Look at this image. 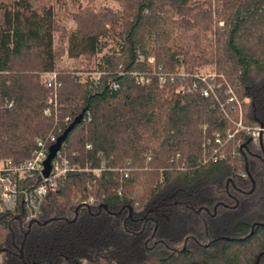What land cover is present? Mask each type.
Instances as JSON below:
<instances>
[{"label":"trees","instance_id":"obj_1","mask_svg":"<svg viewBox=\"0 0 264 264\" xmlns=\"http://www.w3.org/2000/svg\"><path fill=\"white\" fill-rule=\"evenodd\" d=\"M114 1L0 0V162L47 154L82 113L55 153L75 169L39 200V172L0 199V264H264V130L224 136L238 111L264 128V0ZM80 57L97 79L75 75ZM206 65L248 102L225 114L175 77L157 83V67Z\"/></svg>","mask_w":264,"mask_h":264},{"label":"built area","instance_id":"obj_2","mask_svg":"<svg viewBox=\"0 0 264 264\" xmlns=\"http://www.w3.org/2000/svg\"><path fill=\"white\" fill-rule=\"evenodd\" d=\"M146 61L151 63L153 62V57L148 56ZM99 72L96 71H76L75 75L80 77H85L89 79H97L99 76ZM155 74L157 77L158 85H162L165 82L166 78H169L170 81L173 78H177L180 83L176 87V92H182L184 90H193L197 91L203 97H211L217 103L219 108L225 113L223 109V105L226 103H234L237 107L240 103H247L248 98L243 97L241 101L236 98L233 93L232 88L228 85L226 80L222 75L216 73L215 71L203 72L200 70H196L192 74L187 75L182 70L178 71L172 75H166L160 73L159 67L156 68ZM136 80L140 84H145L149 82V76L144 73H136L133 72ZM55 73H45L43 74L44 82L49 85L51 80L54 78ZM190 76L191 82L189 85H183L181 82L185 79V77ZM112 87H115L114 84H111ZM224 97L223 101L220 100V97ZM51 99H47V103H50ZM44 113L48 114L49 111L44 109ZM226 114V113H225ZM238 120L234 123V128L232 131L230 129H226L224 132V136L226 139L230 138L233 133L238 130H242L247 133L253 143L258 142L259 135L264 128L262 126H254V127H246L241 125L240 123V111H238ZM221 136L218 133L214 134L213 142L217 145L221 143ZM39 145V142H37ZM212 161L223 157L222 149H213ZM46 156V153L40 148H36L33 150L31 156L19 163H11L10 161H4L0 164V199L2 202H8L11 200L13 195L17 191V183L18 180L23 177H29L34 172H39L41 174V170L43 168L42 162ZM75 168L70 166L67 161L59 157V155H55L50 161V170L46 177L41 175V181L37 185L36 189L32 193V197L36 200H39L43 195H45L48 191H53L56 188L57 180L61 178L67 171H73Z\"/></svg>","mask_w":264,"mask_h":264},{"label":"rangeland","instance_id":"obj_3","mask_svg":"<svg viewBox=\"0 0 264 264\" xmlns=\"http://www.w3.org/2000/svg\"><path fill=\"white\" fill-rule=\"evenodd\" d=\"M79 1L83 5V4H86L89 0H79ZM88 3L91 4L95 8H99V7H109L111 9H115V10L119 9L118 4L114 0H91ZM53 5H54V10H55L56 17L60 21L65 22V20L67 18H65L66 17V14L63 11L62 6L59 3H57V2H54ZM68 23L69 22L66 20L65 25H68ZM77 61H78V63L76 64V66L79 68L78 71H89L90 69L93 68L94 62H95L94 57H91L88 60V65H85L84 64V63H86L87 60L85 58H83V57H80ZM71 63H73L72 60L66 61V64L67 65H71ZM198 70L203 71V72H208V71H212L213 68L211 66H209V65H206V66H203V67L198 68ZM85 79L86 78L83 77V76L79 78L80 81H83ZM0 164H1V162H0Z\"/></svg>","mask_w":264,"mask_h":264},{"label":"water","instance_id":"obj_4","mask_svg":"<svg viewBox=\"0 0 264 264\" xmlns=\"http://www.w3.org/2000/svg\"><path fill=\"white\" fill-rule=\"evenodd\" d=\"M81 115H82V113H80L75 119H73V121L62 132V134L56 139L55 143L48 147L47 154H46V156L42 162L43 168L41 170V175L43 177H46L48 175L49 170H50L51 159L55 156V153L57 152L61 142L65 139L67 132L79 121V119L81 118ZM260 126H262V125H260ZM258 142L261 143L260 135L258 138ZM51 219L45 220L44 223L51 220ZM19 255H21V249L19 250Z\"/></svg>","mask_w":264,"mask_h":264}]
</instances>
